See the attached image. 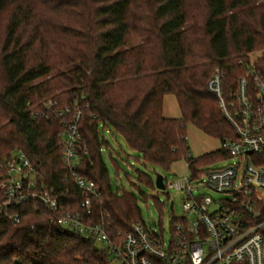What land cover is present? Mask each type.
Segmentation results:
<instances>
[{"label": "trees", "instance_id": "obj_1", "mask_svg": "<svg viewBox=\"0 0 264 264\" xmlns=\"http://www.w3.org/2000/svg\"><path fill=\"white\" fill-rule=\"evenodd\" d=\"M258 2L205 0L199 21L191 0H0V182L3 161L21 151L36 167L39 189L91 223H104L110 238L121 242L143 219L138 198L113 187L103 154L109 143L101 131L115 130L140 159L165 170L181 159L194 170L227 159L222 149L193 157L186 129L193 123L221 142L236 137L207 84L221 68L230 99L256 50L263 51L256 66L264 74V2ZM58 89L62 105L77 102L83 111L88 153L78 172L101 191L88 215L63 164L62 120L34 118L29 111ZM167 94L175 95L180 118L164 116ZM256 159L264 164V152ZM138 178L153 183L147 174ZM5 200L0 189V264H109L105 249L51 221L47 207L28 202L7 208ZM17 211L19 222L9 217Z\"/></svg>", "mask_w": 264, "mask_h": 264}, {"label": "built area", "instance_id": "obj_2", "mask_svg": "<svg viewBox=\"0 0 264 264\" xmlns=\"http://www.w3.org/2000/svg\"><path fill=\"white\" fill-rule=\"evenodd\" d=\"M256 58L251 57L246 64V72L230 99L223 91L224 72L216 67L212 73L208 89L218 97L236 134L235 138L222 141L221 149L229 156L217 162H231L219 168L209 164L194 170L191 162L184 159L185 174L172 181L164 178L162 191L175 190L184 196V214L174 216L169 232L160 225L139 221L132 224L121 242H115L104 223H91L83 214L65 209L57 197L39 189L36 167L21 151L12 153L1 164L6 170L0 182L6 197L4 207L28 202H33L36 209L47 207L54 213L51 221L71 235L105 249L109 264H264V164L256 159L264 152V74L257 70ZM61 103L59 97L53 96L30 104L29 111L34 118L44 114L62 120L63 164L67 177L82 192L81 206L88 215L101 191L95 181L78 172L88 153L80 129L83 111L77 102L75 106ZM204 189L221 198L215 199L202 192ZM9 217L19 222L21 213L17 211Z\"/></svg>", "mask_w": 264, "mask_h": 264}, {"label": "rangeland", "instance_id": "obj_3", "mask_svg": "<svg viewBox=\"0 0 264 264\" xmlns=\"http://www.w3.org/2000/svg\"><path fill=\"white\" fill-rule=\"evenodd\" d=\"M65 1V2H64ZM71 0H62L63 3H68ZM264 0H260L258 3H263ZM191 7L193 11H198L199 21L203 20L205 13V0H191ZM247 7L241 8V10ZM233 10L232 12H234ZM237 11V10H236ZM232 12H228V15ZM195 21L187 23L186 27L193 26ZM141 41H137L132 45L139 44ZM262 50L253 51L249 57H257L262 55ZM65 71H53L51 75L46 78L53 77L54 75ZM43 80L39 79V81ZM61 91L58 89L46 96L42 101L47 98L57 96ZM41 101V102H42ZM163 114L168 118H180L182 113L179 107L178 101L173 94H167L164 97ZM187 143L190 153L193 157H201L205 154H209L213 151L221 149L222 142L220 139L215 138L202 129L198 128L195 124H187ZM101 133L104 134L108 144V150L104 146L103 154L104 160L110 172L111 181L114 189L118 190L120 194L127 192L132 193L139 200V207L141 210V217L147 225L162 226L166 232L170 231L172 221L175 217H181L184 214L183 200L184 196L181 192L171 190L168 191L159 190L156 187V178L158 174L164 176L165 179L172 181L187 172L184 159L175 162L169 170H165L159 166L153 165L149 162L140 159L135 150L129 147L125 139L118 134L115 130L106 127ZM110 153L113 158L109 156ZM120 154V157L118 156ZM231 162V159L225 162H215L212 164L213 168L227 166ZM119 165V172L116 170V165ZM140 173L147 174L153 183L150 181L139 180ZM202 192L213 196L219 200L220 194L214 193L208 189L202 190Z\"/></svg>", "mask_w": 264, "mask_h": 264}, {"label": "water", "instance_id": "obj_4", "mask_svg": "<svg viewBox=\"0 0 264 264\" xmlns=\"http://www.w3.org/2000/svg\"><path fill=\"white\" fill-rule=\"evenodd\" d=\"M156 187L159 189V190H164L165 189V184H164V176L161 175V174H158L157 175V178H156Z\"/></svg>", "mask_w": 264, "mask_h": 264}]
</instances>
